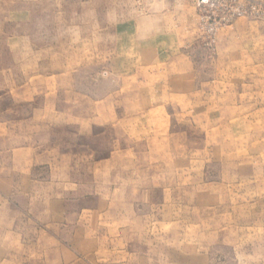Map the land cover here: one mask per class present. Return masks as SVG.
Wrapping results in <instances>:
<instances>
[{"label":"rangeland","instance_id":"rangeland-1","mask_svg":"<svg viewBox=\"0 0 264 264\" xmlns=\"http://www.w3.org/2000/svg\"><path fill=\"white\" fill-rule=\"evenodd\" d=\"M0 264H264V0H0Z\"/></svg>","mask_w":264,"mask_h":264}]
</instances>
